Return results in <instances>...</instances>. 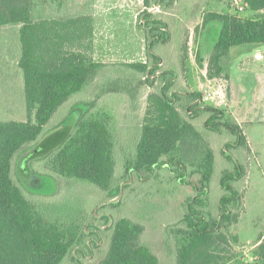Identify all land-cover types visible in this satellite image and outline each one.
Listing matches in <instances>:
<instances>
[{"label":"trees","instance_id":"trees-1","mask_svg":"<svg viewBox=\"0 0 264 264\" xmlns=\"http://www.w3.org/2000/svg\"><path fill=\"white\" fill-rule=\"evenodd\" d=\"M242 1L250 12L264 11V0ZM173 2L142 0L145 10L140 22L149 45L147 54L153 61L129 64L128 68L143 73L146 81L160 62L153 52L155 46L170 39L166 22L149 10ZM32 8L33 0H0V27L21 25L18 66L23 74L27 114L23 123L0 122V264H85L86 256L94 260L101 248L98 243L103 240L94 208L77 214L62 212L50 218L41 208L43 205H37L23 185L14 180L13 168L22 155L26 158L35 152L27 162L46 159V175L87 182L104 193L119 194L121 183L113 182L115 137L106 117L83 113L45 130L59 108L92 83L104 66L93 59L92 16L33 20ZM214 24L219 30L207 64L209 80L223 78L222 62L231 48L264 44L263 15L241 19L232 14L205 13L201 28ZM174 78L175 73L166 70L159 76V88L147 95L135 153L126 158L120 177L122 182H129L132 172L142 183L165 171L171 187L186 190L178 196L181 215L165 228L163 239L166 243L173 237L179 242L174 264H227L234 259L232 245L238 240L232 230L243 211V195L235 184L247 176L248 166L246 162H236L234 170L222 171L218 215H210L207 198L216 169L215 153L200 130L226 131L233 141L225 144V149H242L249 156L247 141L241 128L228 123L218 108L204 106L193 113L189 109L187 116L190 111L192 116L184 117L179 109L183 97L171 90ZM112 90L117 91V87ZM188 96L202 102L198 92ZM199 116H205L200 130L193 123ZM227 159L231 160L230 154ZM133 186L134 182L127 183L124 189ZM102 221L107 225L108 217L103 215ZM144 231L145 226L132 218L114 219L104 231L107 250L96 264H159L142 244ZM254 254L257 264H264V233L256 242Z\"/></svg>","mask_w":264,"mask_h":264},{"label":"rangeland","instance_id":"rangeland-1","mask_svg":"<svg viewBox=\"0 0 264 264\" xmlns=\"http://www.w3.org/2000/svg\"><path fill=\"white\" fill-rule=\"evenodd\" d=\"M144 10L142 0H33V20L92 15L96 34L94 62L104 66L92 83L59 108L45 128L46 132L53 124L75 120L83 113L106 117L115 137L113 182L125 183L124 186L134 182L131 189L123 187L119 197L117 192L104 193L87 182L55 179L46 175V159L30 164L27 162V174L21 172L20 168L25 160L24 155L14 162V180L23 185L37 205H43L40 207L48 217L53 218L62 212L77 214L81 210L89 211L94 208L96 223L103 226L100 229L103 240L98 244L101 248L97 250L94 260L92 257L86 258L85 264H96L106 252L108 237L106 238L104 231L114 219L122 216L145 226L142 244L158 259L159 264H174L175 248L179 242L173 237L166 243L163 239L165 228L176 222L181 215L178 196H183L186 190L171 187L166 182L168 174L165 171H159L144 183H140L141 180L137 177L131 182H122L120 177L126 158L135 153L147 95L159 88V76L163 72L170 70L175 73L172 91L181 95L200 93V105L222 110L226 121L231 124L234 120L230 117V77L235 99L239 101L243 114L253 115L255 108H259L257 106L263 101L256 95L261 94L260 85L264 83V60H255L253 54L256 49L264 48V44L231 48L222 62L223 78H215L209 82L206 69L219 26L214 24L202 29L201 22L203 15L208 12L252 19L258 15L264 16V11L250 12L242 0H174L164 8L153 7L149 12L166 22L170 39L155 46L153 52L160 58V62L154 75L148 77V82L143 78V73L128 68L129 64L153 61L147 54L149 45L140 22ZM3 29L4 27H0V31ZM2 42L0 40V61L3 59L1 56L7 55L6 44ZM1 68L4 69V78H0V122H26L24 95L19 91L14 70L10 65L6 67L4 64ZM114 87H117V91L112 90ZM194 104L196 102L188 97L181 98L179 109L184 117H188L187 110L191 109L192 113L196 110ZM191 111L189 117L192 116ZM204 122L205 116L193 120L199 130L203 129ZM244 128L253 135L264 136V125L259 127L250 124L244 125ZM200 131L215 153L216 169L207 198V211L210 215H218L221 191L219 178L222 171L234 170L236 162H246L245 165L248 166L249 178L235 184V188L243 195V211L232 230L238 240V244L232 245L234 259L227 264H257L254 254L256 242L264 233V139L255 159L254 155L248 156L242 149H225V144L233 141L226 131ZM227 154H230L231 160L227 159ZM106 205L110 207L104 209ZM105 213L109 214L110 221L107 225H102Z\"/></svg>","mask_w":264,"mask_h":264},{"label":"crops","instance_id":"crops-1","mask_svg":"<svg viewBox=\"0 0 264 264\" xmlns=\"http://www.w3.org/2000/svg\"><path fill=\"white\" fill-rule=\"evenodd\" d=\"M92 16V15H90ZM93 17V16H92ZM55 19V18H51ZM42 18L40 20H51ZM58 20V19H55ZM4 27L3 30H1V37L0 40H3L2 44L5 43L7 47V51L5 52L7 55L1 56L3 59L0 61V78L2 77L4 69L1 68L2 64L4 66L13 68V74L14 77H17V84L19 91L21 93L23 92L24 95V82H23V74L21 69L18 66V62L21 56V45L19 41V31L21 28V25H8V26H2ZM93 28H94V19H93ZM95 28H94V51H95ZM1 44V45H2ZM255 60L261 61L264 60V48H258L254 51L253 54ZM93 59H94V52H93ZM212 80V79H211ZM209 80V82L211 81ZM234 90L232 89L231 84V77H230V117L234 120L233 124L238 125L247 141V146L249 149V156L254 155L255 159L257 157V151L258 148L262 145V140L264 139V136L262 134L260 135H253L246 131L244 128V125H250V124H256L257 126L261 127L264 125V83L260 85V93L256 95L259 100H263L259 106V108H255V111L253 112V115L250 113L243 114L239 105V101L235 99ZM25 102V97H24ZM24 110V109H23ZM26 111V108H25ZM254 139V140H253ZM256 142V144H255ZM255 144V145H254ZM255 146V147H254ZM250 158V157H249ZM249 172V171H248ZM246 179L249 178V173H247Z\"/></svg>","mask_w":264,"mask_h":264},{"label":"flooded vegetation","instance_id":"flooded-vegetation-1","mask_svg":"<svg viewBox=\"0 0 264 264\" xmlns=\"http://www.w3.org/2000/svg\"><path fill=\"white\" fill-rule=\"evenodd\" d=\"M174 92V91H173ZM176 93V92H175ZM179 94V93H178ZM179 96H181V97H189L188 96V94H183V95H181V94H179ZM196 102V104H194V108L195 109H197V108H200V109H204V107L203 106H201L200 104H201V101L199 100V101H195ZM196 105H198V107H196ZM136 178V176L135 175H133L132 174V172L130 173V180H133V179H135ZM142 179V178H141ZM129 180V181H130ZM135 181V180H134ZM120 192V191H119ZM109 214H107V213H105L104 214V216H107L108 217V222L110 221V217L108 216ZM96 226L98 227V229L100 230L103 226H101V225H99V224H96ZM91 240H96L95 238H92ZM90 240H89V245H90ZM99 244V243H98ZM85 258H90V256H86Z\"/></svg>","mask_w":264,"mask_h":264},{"label":"water","instance_id":"water-1","mask_svg":"<svg viewBox=\"0 0 264 264\" xmlns=\"http://www.w3.org/2000/svg\"><path fill=\"white\" fill-rule=\"evenodd\" d=\"M33 154H35V152H33L32 154L28 155V157H26L25 160L22 162L20 168H21V171H23V173H26V174H27V171H26V168H25V164L27 163V160H28ZM129 182H131V180H130ZM124 184H125V183H122L121 186H120L119 197H121V195H122V190H123Z\"/></svg>","mask_w":264,"mask_h":264},{"label":"built area","instance_id":"built-area-1","mask_svg":"<svg viewBox=\"0 0 264 264\" xmlns=\"http://www.w3.org/2000/svg\"><path fill=\"white\" fill-rule=\"evenodd\" d=\"M240 10H242V8L240 7Z\"/></svg>","mask_w":264,"mask_h":264}]
</instances>
